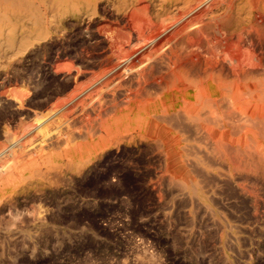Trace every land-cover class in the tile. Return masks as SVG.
<instances>
[{"label": "rangeland", "instance_id": "rangeland-1", "mask_svg": "<svg viewBox=\"0 0 264 264\" xmlns=\"http://www.w3.org/2000/svg\"><path fill=\"white\" fill-rule=\"evenodd\" d=\"M97 11L63 15L41 39L14 16L18 38L0 47V152L14 139L26 152L0 156V264H264V162L241 165L205 145L173 155L138 129L101 148L84 142L100 104L120 92L92 91L114 56L101 20L117 21Z\"/></svg>", "mask_w": 264, "mask_h": 264}, {"label": "bare ground", "instance_id": "bare-ground-1", "mask_svg": "<svg viewBox=\"0 0 264 264\" xmlns=\"http://www.w3.org/2000/svg\"><path fill=\"white\" fill-rule=\"evenodd\" d=\"M103 7L117 15V21L101 20L114 56L95 72L92 91L120 92L100 104L97 126L83 136L87 145H105L123 129H138L173 155L177 146L205 145L236 155L232 160L241 165L264 162V0H0V29H9L0 47L18 38L14 16L41 39L61 16L92 19ZM24 150L14 139L0 156H22ZM202 152L196 161L208 169L212 158ZM184 182L198 193L197 181Z\"/></svg>", "mask_w": 264, "mask_h": 264}]
</instances>
